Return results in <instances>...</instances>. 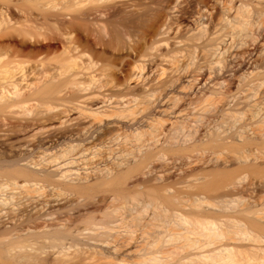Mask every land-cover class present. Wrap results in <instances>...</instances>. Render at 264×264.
<instances>
[{
  "label": "bare ground",
  "instance_id": "6f19581e",
  "mask_svg": "<svg viewBox=\"0 0 264 264\" xmlns=\"http://www.w3.org/2000/svg\"><path fill=\"white\" fill-rule=\"evenodd\" d=\"M0 264H264V0H0Z\"/></svg>",
  "mask_w": 264,
  "mask_h": 264
},
{
  "label": "rangeland",
  "instance_id": "374dc122",
  "mask_svg": "<svg viewBox=\"0 0 264 264\" xmlns=\"http://www.w3.org/2000/svg\"><path fill=\"white\" fill-rule=\"evenodd\" d=\"M213 12H215V11H213ZM103 165V164H102Z\"/></svg>",
  "mask_w": 264,
  "mask_h": 264
}]
</instances>
